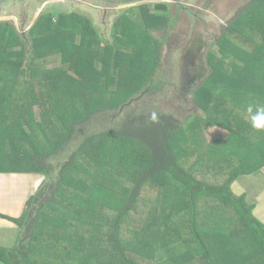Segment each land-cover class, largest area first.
Segmentation results:
<instances>
[{
  "label": "trees",
  "instance_id": "16d2710c",
  "mask_svg": "<svg viewBox=\"0 0 264 264\" xmlns=\"http://www.w3.org/2000/svg\"><path fill=\"white\" fill-rule=\"evenodd\" d=\"M155 8L161 12L147 8L141 18L158 19L153 29L162 32L170 16L165 4ZM126 19L122 14L115 19L108 43L80 13L42 15L28 30L32 50L25 63L27 40L0 20V172L41 177L23 213L11 218L19 236L14 245L0 246L5 264H185L199 254L208 264H216L215 259L217 264H245L250 251L264 254V224L230 190L236 177L264 164V130L252 127L247 112L249 105L264 106V0H248L222 26L214 65L207 58L208 78L192 90L203 115L188 114L181 122L172 114L153 113V120L151 113H138L124 117L115 129L85 132L82 124L97 112L119 109L145 91L126 94L122 85L120 60L124 54L133 56L132 50H122L126 36L133 42ZM151 36L150 43H132L140 48L139 61L144 51L153 50L147 83L161 58L162 40ZM55 55L61 64L42 66ZM225 57L241 65L228 71L217 62ZM34 72L37 78L32 79ZM38 104L49 112L50 134L34 118ZM61 114H69L68 122H62ZM208 121L227 131L206 153L214 160L207 170L228 158L218 169L223 180L214 184L182 162L187 148L198 150L206 141ZM105 170L128 190L110 192L102 186ZM179 238L184 251L177 253L173 245Z\"/></svg>",
  "mask_w": 264,
  "mask_h": 264
},
{
  "label": "rangeland",
  "instance_id": "374dc122",
  "mask_svg": "<svg viewBox=\"0 0 264 264\" xmlns=\"http://www.w3.org/2000/svg\"><path fill=\"white\" fill-rule=\"evenodd\" d=\"M30 1L31 0H29V3ZM127 1L128 0H118V3H125ZM186 1L189 3L184 4H190V7H185L183 12L178 13L179 17L175 18L172 16L173 14H176V10L174 7L169 5L167 12L170 16V24H168L167 31L164 33L157 32V30L153 29V26L158 24V19H151L147 20L146 22L142 20L141 10L145 11L147 6L140 7V10L135 8V6H131L130 8L125 9L123 12V9L125 8L123 7V4L116 5L115 3L117 2L111 0H88V2L96 5L95 7L81 2L70 3V1L68 2L67 0L47 3L41 8V10H33V8H31L30 16H28V18L22 19L20 17L14 19V26L17 28V31L21 33L23 36L22 38L27 40L25 46L28 50H26V57L24 59L25 63L30 55V51L32 50L31 42L27 37L28 29L42 15H46L49 12H79L80 14L87 16L92 20L101 41L108 43L112 42L111 34L115 19L120 14L125 15L127 18L125 20V24L128 26L127 34L133 36V38H131L133 42H130L127 39L128 36H126L122 50H126V53H131L129 50H132L133 56L127 57L124 54L123 58L120 60L121 72L124 77L122 80V85L126 94L133 93L136 88H138V91L141 92L143 87H145V91L141 93L138 99L133 101L130 100L129 103L121 106L119 109H104L97 112L92 118L80 126L84 127V131L88 133L94 132V129L95 131L111 130L115 129L119 122L124 119V117L138 113L172 114L181 122H183L188 114L196 113L198 115H203L202 109L192 100V90L201 85L204 79L208 76L207 74L209 72V66L207 63V58L210 57V60L213 64L212 60L215 61L216 57L218 56L216 51L219 50V44H217L216 38L220 35L222 26L230 20V18L235 14L236 10L248 0ZM114 5L116 6L110 8ZM151 9L152 10L149 9V12L151 13L161 12L154 7ZM7 11L8 10L0 11L1 21H11L8 18L10 14H8ZM132 17L134 18L131 20ZM146 24H148L150 28L148 27L146 29ZM129 29L131 30L130 34ZM151 34L154 37L162 40V46L160 50L161 58L159 66L156 69L151 81L147 83L146 81L152 70L151 65L153 61V50L149 52L144 51L142 58L139 61L137 54L138 52L136 50H140V48L136 49L132 43L138 46L144 44L147 41L150 43L153 39ZM225 42H227V40ZM187 48L199 49L189 50ZM220 50L225 49L220 47ZM128 61H132L134 63L129 66L127 64ZM217 62L228 71L234 65H241V61L236 60V58H234L232 62H230V58L228 57L219 58ZM59 64H61V58L58 55L48 56L42 61V66L45 68L58 66ZM23 78L28 79L29 77L24 76ZM35 78L37 77L36 73L34 72L32 79ZM214 79V77L207 79L205 87H209ZM84 80L94 82L95 78L85 77ZM18 84L19 86L23 85L22 80H19ZM248 85L249 84L247 83V86ZM91 88L94 87L91 85ZM101 98H103L101 99V103H105L106 106L108 101L107 96L102 94ZM30 105L32 104H29V108L32 111ZM32 107H34V104ZM72 108L73 107L68 108L67 111L69 113L72 112ZM33 112L34 118L47 125H43V127L45 128V132L50 134V127L52 126V123L50 122L49 112L45 110L42 104L35 105ZM68 118L69 114L65 116L61 114L62 122H66ZM243 118L246 117L243 116ZM243 118L240 120L238 119L237 122H243ZM63 119L66 121H63ZM209 122L210 121L205 122L206 126H204L206 141L199 146L198 150L190 147L187 148L186 151L188 152V155L186 154L185 157L182 158V162L184 163V166H187L189 171L195 172L194 175L202 180H206V182L214 184L221 182L223 177H221L220 181L213 182V171L207 170V166L208 164H212L214 160L213 158L211 159V157H207L206 153L209 148L213 149L215 138L218 140L223 139L227 135V131L222 128H218ZM57 127L58 126H54V128ZM76 135L78 136V134ZM72 139L73 140L71 143L73 146H75L76 138L74 137ZM185 142L186 139L183 134L182 144ZM68 148H70L69 144L65 149ZM227 160L228 158H224L223 163H218V167L224 168V163H226ZM99 181L101 182V185L103 184L102 186H105L110 192L117 191L119 193H124L128 190L127 184L122 183V181L114 177H110L106 170L100 176ZM96 199H98V196ZM108 206L110 209L114 208L113 203H109ZM181 239L182 238L175 240L173 245L175 250L176 248L178 250L182 249L181 247L183 246V241ZM178 250L176 252H180ZM258 257H260L259 254ZM138 259L139 257L136 255L134 260L138 262ZM257 264H264V262H258Z\"/></svg>",
  "mask_w": 264,
  "mask_h": 264
},
{
  "label": "crops",
  "instance_id": "0c3cea01",
  "mask_svg": "<svg viewBox=\"0 0 264 264\" xmlns=\"http://www.w3.org/2000/svg\"><path fill=\"white\" fill-rule=\"evenodd\" d=\"M214 141L216 143V140ZM213 166V182H218L222 175L218 172V163ZM40 181L41 177L34 173L0 172V246L9 247L17 241L19 226L11 218L23 213L26 199L34 192ZM230 190L236 196H242L252 207L251 214L254 218L264 224V164L256 171L236 177L230 185ZM178 251H184V246ZM246 256L245 264L264 262V254L260 250H252ZM217 262L215 259L214 263ZM0 264L5 263L0 260ZM185 264H208V262L204 255L199 254Z\"/></svg>",
  "mask_w": 264,
  "mask_h": 264
},
{
  "label": "flooded vegetation",
  "instance_id": "af4514ba",
  "mask_svg": "<svg viewBox=\"0 0 264 264\" xmlns=\"http://www.w3.org/2000/svg\"><path fill=\"white\" fill-rule=\"evenodd\" d=\"M55 1H61V0H31L30 3H29V0H0V11L8 10L7 13L10 14L8 18L11 20V21H8V20H2V21H8L14 26V19H17V18H20V17L22 19L28 18V16H30L31 8H33V10H35V9L41 10V8L45 4L52 3V2H55ZM67 1L68 2L70 1V3L71 2H75V3L81 2V3H85L86 5H89V6H92V7L96 6V5L92 4L91 2H88V0H67ZM102 1H105V0H102ZM111 1H114V2L118 3V0H111ZM117 3H115V4L116 5L123 4V7H125L123 9V12L125 11V9H128L131 6H135V8H137L138 10H140V7H146L147 6L148 9L152 10L151 8H153V7L155 8L156 4H165L166 9L168 10L169 9V5H171L176 10V14H173V16H172L173 18L179 17L178 13L179 12H183L185 7H190V4L189 5L188 4H186V5L184 4V3H189L186 0H128L125 3H118V4ZM82 5H84V4H82ZM116 5H114V6L110 7V8H113ZM71 12H76V11H71ZM77 13H79V12H77ZM168 22H170V18H169ZM30 27H29V29H30ZM16 30H17V28H16ZM165 31H167V29L163 30L160 33H164ZM157 32H159V31H157ZM187 49H189V50H198L199 48H196V49L187 48Z\"/></svg>",
  "mask_w": 264,
  "mask_h": 264
},
{
  "label": "clouds",
  "instance_id": "9594fccd",
  "mask_svg": "<svg viewBox=\"0 0 264 264\" xmlns=\"http://www.w3.org/2000/svg\"><path fill=\"white\" fill-rule=\"evenodd\" d=\"M252 127L255 129L264 130V106L249 105L247 107ZM152 119L155 120L156 116L153 114Z\"/></svg>",
  "mask_w": 264,
  "mask_h": 264
}]
</instances>
